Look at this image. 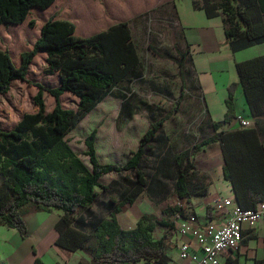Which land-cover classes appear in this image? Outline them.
Masks as SVG:
<instances>
[{
	"label": "trees",
	"instance_id": "16d2710c",
	"mask_svg": "<svg viewBox=\"0 0 264 264\" xmlns=\"http://www.w3.org/2000/svg\"><path fill=\"white\" fill-rule=\"evenodd\" d=\"M54 2L0 0V26H19L32 10L45 11ZM199 9L208 18L221 15L233 52L264 43V0H204ZM28 25L33 27L34 23ZM37 54L46 56L47 73L57 74L58 86L44 89L38 85L33 98L37 111L25 114L12 130L0 131V224L25 236V206L41 212L57 210L62 215L55 224L56 245L69 252H85L90 257L88 264H169L167 251L173 248L169 236L175 232L176 222L185 218L183 206L166 207L160 217L143 215L130 230L121 229L116 215L150 188L158 169L156 158L149 159L151 144L163 122L177 111L179 102L149 125L138 141V149L130 152L121 165L99 163L93 130L84 139L88 168L72 151L66 137L137 67L139 59L128 25L120 21L105 31L81 38L75 35L72 22L50 17L41 25L31 50L21 53L18 67L6 51L0 50V94L7 93L11 82L25 81ZM235 69L251 117L264 116V55L236 63ZM44 91L54 99V107L48 113L42 100ZM65 93L77 99L74 110L60 105L59 98ZM233 93L231 85L224 118L212 124L214 135L175 154L174 175H163L169 179L164 187L170 183L177 201L206 195L208 177L196 170L192 158L203 147L217 144L223 177L238 206L248 210L264 202V149L256 129L220 130L234 118ZM126 172L132 173L133 178L121 177L125 187L117 202L109 199L108 217L91 215L88 210L98 197L95 188L107 190L100 179ZM157 228L165 232L155 240L153 233ZM255 264H264V259Z\"/></svg>",
	"mask_w": 264,
	"mask_h": 264
},
{
	"label": "crops",
	"instance_id": "0c3cea01",
	"mask_svg": "<svg viewBox=\"0 0 264 264\" xmlns=\"http://www.w3.org/2000/svg\"><path fill=\"white\" fill-rule=\"evenodd\" d=\"M179 2L180 0H99L98 7L92 3L89 9L87 0H55L48 9L40 11L46 15L43 23L50 17L72 22L75 25V35L81 38L105 31L120 21L127 23L139 63L100 103L117 90V97L121 96L118 115H123L130 124H140L133 129L139 134L138 141L151 123L161 119L179 102L177 111L163 122L151 144L149 159L156 158L158 169L150 188L143 192L134 204L123 207L116 215V220L123 230L133 229L143 215L160 217L163 209L174 205L183 206L185 218L193 215L199 227L222 223L226 209L218 210L216 203L225 199L235 200L229 182L223 177V160L217 144L203 147L197 154V157H200V166L194 165L199 173L208 177L206 195H193L188 201L179 202L172 194L170 184L164 187V182H169V179H165L163 175H174L172 159L175 154L214 135L212 124L221 122L224 118L225 100L231 85H234V115H240L249 122V127L256 129L264 149V116L251 117L235 69L236 63L264 55V43L233 52L224 34L221 15L208 18L204 11L199 9L204 6V0H188L181 4L182 6ZM117 12L123 16L115 20ZM258 48L260 51H257ZM144 61L152 67L148 78L144 76ZM126 81L147 87L149 92L146 100H142V96L132 89L127 96L123 93L120 95L121 84ZM152 96L156 97L152 100ZM237 129L240 127L232 120L220 130ZM137 149L138 143L133 152ZM95 151L99 161L96 140ZM210 152H213L216 163L215 176L211 172L213 156L209 155ZM194 159L195 157L192 162ZM99 163L111 164L100 161ZM166 194L169 195L167 199ZM138 201L143 207H136ZM153 204L156 207H151ZM93 207L94 205L88 210L91 215L108 217L107 212L94 213ZM23 212L27 228L25 236L0 224V264L90 262V257L85 252H69L56 245L58 233L55 224L62 215L61 211H35L27 205ZM130 212H133L131 216ZM182 219L176 222L175 232L169 236L173 246L167 251L169 264H184L178 257L179 244L189 243L192 250H197L193 240L182 237L177 232V225ZM164 232L165 229L157 228L154 233L158 236L153 238L158 240ZM263 259L264 222L260 221L253 230L243 232V240L236 252L220 256L219 264H255V261Z\"/></svg>",
	"mask_w": 264,
	"mask_h": 264
},
{
	"label": "rangeland",
	"instance_id": "374dc122",
	"mask_svg": "<svg viewBox=\"0 0 264 264\" xmlns=\"http://www.w3.org/2000/svg\"><path fill=\"white\" fill-rule=\"evenodd\" d=\"M93 1V2H92ZM188 0H180L178 4H184ZM89 2L88 8L91 9L92 3L99 6V0H87ZM182 6V5H181ZM70 16V14L68 15ZM123 15L115 13V20ZM46 15L39 10L34 9L28 15L26 21L19 26H0V50L6 51L11 58L15 67L20 64V55L23 52L30 51L33 43L39 36V27L45 20ZM33 22V27L28 25ZM263 48V47H262ZM262 50V49H261ZM257 51H260L258 48ZM145 71L144 76L148 78L152 73L151 65L144 61ZM143 80L145 79L142 78ZM40 85L44 89H52L58 86V78L56 74L47 73L46 56L44 54H37L27 71L25 81H13L9 86V90L5 94H0V131L12 130L21 120L25 114H32L37 111V107L33 102L34 96L38 92L37 86ZM135 90L142 100H146L148 95V88L143 84L128 83L127 81L121 84L120 95H126L130 90ZM128 90V91H127ZM146 90V93L144 94ZM125 91H127L125 93ZM125 93V94H124ZM118 91L114 90L107 99L100 103L96 109L87 115L72 131L67 135L68 145L72 151L78 156L82 163L90 168L88 158L84 155L86 147L84 139L93 131L96 130V150L98 159L102 163H111L121 165L125 162L128 153L133 152L138 143V132L134 131L135 127L140 124H130L127 118L119 114L120 103L118 98ZM156 96H152V100ZM42 100L45 105V113H48L54 107V99L44 91L42 93ZM149 100V99H148ZM59 103L64 109L74 110L77 104V99L72 95L65 93L59 98ZM143 118L141 117V121ZM198 154V153H197ZM194 156L193 160L195 166H200V157ZM211 164V172L215 176V162L213 152ZM196 168V167H195ZM197 169V168H196ZM125 176L131 180L133 174L130 172L120 174H110L103 176L100 179V184L107 188L106 191H101L95 188L98 198L94 204L93 212L96 214H104L106 206L109 204V199L114 202L122 194L124 190V183L121 177ZM0 176V183L2 181ZM170 184V183H169ZM171 189V188H170ZM169 197L166 194L165 199ZM171 197V195H170ZM174 200H170V202ZM155 205H151L154 207ZM136 207H143L139 203ZM156 207V206H155ZM28 208V207H27ZM133 212H130V216ZM122 225V222L120 223ZM123 227V226H122ZM157 238L158 234H153Z\"/></svg>",
	"mask_w": 264,
	"mask_h": 264
},
{
	"label": "built area",
	"instance_id": "2783aa9c",
	"mask_svg": "<svg viewBox=\"0 0 264 264\" xmlns=\"http://www.w3.org/2000/svg\"><path fill=\"white\" fill-rule=\"evenodd\" d=\"M233 120L240 128L249 127V122L238 114ZM216 207L221 211L226 209L221 224L199 227L193 215L178 223V234L193 240L197 246V250H192L189 243L179 244L178 257L184 264H219L222 254L238 250L245 230H253L258 222H264V202L243 210L235 201L225 199L216 203Z\"/></svg>",
	"mask_w": 264,
	"mask_h": 264
}]
</instances>
